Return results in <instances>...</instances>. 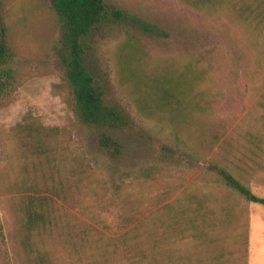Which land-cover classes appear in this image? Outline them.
Masks as SVG:
<instances>
[{
	"label": "rangeland",
	"instance_id": "1",
	"mask_svg": "<svg viewBox=\"0 0 264 264\" xmlns=\"http://www.w3.org/2000/svg\"><path fill=\"white\" fill-rule=\"evenodd\" d=\"M104 4L131 19L103 23L86 42L87 69L106 103L128 121L108 150L71 111L65 70L52 52L59 32L49 0H0L16 69L0 100V264H32L22 246L28 194L53 200L58 227L43 236L41 247L38 242L49 264H139V252L119 241L138 222L139 231L151 235V246L140 248L153 263L264 264V207L222 201L218 178L206 169L210 159L221 162L215 153L225 137L234 142V130L263 125L255 103L264 90V44L251 25L221 8L199 10L182 0ZM138 22L158 32H143ZM131 43L144 74L189 66L188 76L201 78L191 93L198 108L157 110L124 72ZM27 126L60 129L48 139L50 153L32 152ZM176 136L196 146L198 155L176 151ZM242 180L264 198L263 169ZM195 194L211 208L205 223H194L190 213L178 223L165 218L166 207L184 197L193 207L186 200ZM161 254L170 260L161 262Z\"/></svg>",
	"mask_w": 264,
	"mask_h": 264
},
{
	"label": "trees",
	"instance_id": "2",
	"mask_svg": "<svg viewBox=\"0 0 264 264\" xmlns=\"http://www.w3.org/2000/svg\"><path fill=\"white\" fill-rule=\"evenodd\" d=\"M193 8H221L237 23L251 25L257 38L264 44V0H182ZM58 27V37L52 46L56 60L65 70V85L71 97L70 108L80 128L92 132L98 146L108 150L119 143V137L114 135L128 126L124 114L115 106L106 103L104 91L87 69L85 63L86 42L91 33L103 23L124 19L130 21L128 15L118 9H108L104 0H49ZM134 23V22H133ZM137 28L143 32H158L156 27L138 22ZM7 28L0 18V100L10 91L15 81L13 53L6 43ZM126 55L122 57L126 77L136 83V87L150 99L157 110L185 111L198 108L191 94L201 81L199 76L190 78L189 66L178 71L167 70L164 73H143L139 54L129 44ZM193 79V80H192ZM255 110L261 112L264 121V90L255 103ZM206 114V109H200ZM264 125V122H261ZM234 130L232 137H225L215 155L221 157V162L210 159L206 169L216 175L222 188L224 202H246L264 207V198L255 195L243 182L242 174H248L256 168L264 170V126ZM262 128V129H261ZM26 137L33 141L32 152L50 153L49 137H56L60 132L57 128L27 126ZM239 131V132H236ZM173 147L176 151L197 156L196 146L187 143L180 137H175ZM205 155V154H202ZM48 158V155L47 157ZM48 160V159H46ZM110 170L114 169L110 168ZM118 193V191H116ZM196 195V196H195ZM188 195L187 203L193 202V207L177 201V207L168 205L167 219L171 222L185 220L190 213L194 223H205L212 212L206 208L204 199L197 194ZM52 198L28 194L24 200L23 219L21 227L24 232L22 246L32 264H49L47 256L41 252L43 236L50 234L58 227V217L52 207ZM222 208V207H221ZM227 209V208H225ZM226 215H229L226 212ZM225 214L223 215L226 216ZM189 219V218H188ZM141 223L130 226L120 237L119 241L129 251L139 252V264H156V259L143 252L144 245L151 246L149 232L139 231ZM197 229V226L194 225ZM63 229V226H59ZM165 231V230H164ZM163 231V232H164ZM3 230L0 224V240L3 241ZM40 242V247L38 246ZM164 258V259H163ZM161 262L170 260L167 254H161Z\"/></svg>",
	"mask_w": 264,
	"mask_h": 264
}]
</instances>
